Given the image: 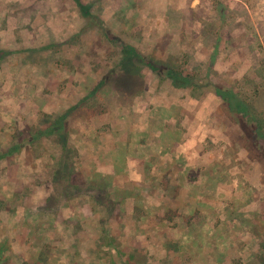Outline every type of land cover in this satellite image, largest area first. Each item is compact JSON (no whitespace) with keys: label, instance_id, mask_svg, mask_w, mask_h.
<instances>
[{"label":"rangeland","instance_id":"obj_1","mask_svg":"<svg viewBox=\"0 0 264 264\" xmlns=\"http://www.w3.org/2000/svg\"><path fill=\"white\" fill-rule=\"evenodd\" d=\"M0 264H264V0H0Z\"/></svg>","mask_w":264,"mask_h":264},{"label":"trees","instance_id":"obj_2","mask_svg":"<svg viewBox=\"0 0 264 264\" xmlns=\"http://www.w3.org/2000/svg\"><path fill=\"white\" fill-rule=\"evenodd\" d=\"M79 2V0H76ZM85 10V9H84ZM86 14V13H85ZM167 74H168V78H170L174 84L178 85V86H182V85H193L194 83V78L190 75L186 76V77H182L181 75H177L176 71H170L169 69L167 70ZM180 74V73H179ZM215 91L220 94L225 100L226 102L229 104L230 108L232 109H236L238 111H245V107H243L242 105L244 104V101H239L235 96L234 93L232 92H228L227 89H222L219 86L215 85ZM242 103V104H241ZM241 104V105H240ZM64 118L59 119L58 121V128L56 125H54L53 127H50V129H48V131H38V133H34V138L38 139L40 136H46V135H50V134H58L61 135V129L64 126L63 125V120ZM64 160L60 163V164H64ZM60 184V187L64 186L65 190H69L70 188H72L73 186L70 185V180H68V182L64 181V180H59L58 181ZM107 206V204H105Z\"/></svg>","mask_w":264,"mask_h":264}]
</instances>
